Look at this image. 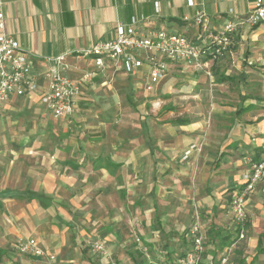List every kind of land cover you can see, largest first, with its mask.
Segmentation results:
<instances>
[{
    "label": "crops",
    "instance_id": "0c3cea01",
    "mask_svg": "<svg viewBox=\"0 0 264 264\" xmlns=\"http://www.w3.org/2000/svg\"><path fill=\"white\" fill-rule=\"evenodd\" d=\"M253 3L0 0L4 31L19 40L40 83L38 91L14 94L0 106V264L48 263L21 254L14 246L19 236L38 237L57 264H89L81 255L94 256L92 236L106 241L120 264L172 263L191 248L186 232L196 215L205 236L203 264H218L221 255L220 264H264L262 229L250 260L248 245L233 244L231 258L219 255L231 243L224 238L230 201L247 158L264 157V22L244 24L230 52L207 67L170 62L167 76L151 87L146 67L130 73L107 61L99 70L82 54L115 38L117 24L133 18L201 43L198 12L215 30ZM60 55L71 65L69 77L93 72L64 119L41 101L45 60ZM192 144L197 148L186 156ZM255 192L263 202L264 180ZM209 241L217 243L213 250Z\"/></svg>",
    "mask_w": 264,
    "mask_h": 264
},
{
    "label": "built area",
    "instance_id": "2783aa9c",
    "mask_svg": "<svg viewBox=\"0 0 264 264\" xmlns=\"http://www.w3.org/2000/svg\"><path fill=\"white\" fill-rule=\"evenodd\" d=\"M192 3V2H191ZM195 23L204 31V39L196 43L184 34L168 29H148L139 25L136 18L130 24L119 22L115 28V38L100 41L82 54L91 57L99 70H104L106 62L115 64L126 72H135L146 67L149 73L148 87L167 76L169 63H183L187 67H207L209 59L225 57L233 46L234 35L244 24L257 26L264 22V0H254L253 7L246 14L232 17L219 29L209 28V18L205 12H198ZM0 106L14 94L27 95L39 90V75L34 73L33 63L28 53L12 34L5 32V16L0 11ZM71 65L66 55L46 58L45 70L41 76L47 80L41 101L50 110L54 118H69L75 112L77 101L84 83L93 75L92 71L74 79L67 75ZM197 148L192 144L185 155L189 156ZM248 167L242 174V184L231 197L230 213L235 223L239 239L246 236L248 223L247 203L257 184L264 175V159H247ZM186 237L191 248L174 262L165 260L151 264H203L205 252L204 233L199 215L193 218L187 229ZM141 252L150 258V248L136 235L134 238ZM15 248L24 255L47 258V264H57V255L48 251L36 236H19ZM93 255L101 257L104 264H120L109 252L107 242L93 240L89 243ZM225 259H223L224 261Z\"/></svg>",
    "mask_w": 264,
    "mask_h": 264
},
{
    "label": "rangeland",
    "instance_id": "374dc122",
    "mask_svg": "<svg viewBox=\"0 0 264 264\" xmlns=\"http://www.w3.org/2000/svg\"><path fill=\"white\" fill-rule=\"evenodd\" d=\"M250 159L252 158L250 155L248 156ZM248 159V158H247ZM262 159H264V157H262ZM260 159V160H262ZM248 163V161H247ZM264 180V175L261 179V181L259 182V184L257 185L255 191H257L258 186L263 182ZM258 197L256 192L253 193L251 195L250 201H249V205H247V214H248V227H247V233L245 238L243 239H239V236L237 235V231L235 230V223L232 219L229 220V227L230 230L228 231L230 233L229 237V242H231L230 244H225L224 248L222 251L219 250V255L221 254H225L228 255V258L232 257V253H233V248L234 245L235 246H241V245H248V250H246V253H249L248 255V260H250L253 257V254L255 253L256 250V239H257V235L260 234V229L264 230V219H261L260 216H258L257 214H264V199L263 202H257L255 201V198ZM264 198V197H263ZM251 202V203H250ZM248 204V203H247ZM231 216V213H228ZM201 218V217H200ZM193 221V219L190 221V223L188 224L187 228L190 226L191 222ZM202 221V218H201ZM135 234H134V238H135ZM140 236V235H139ZM141 237V236H140ZM92 240H96L99 238V236H92ZM224 238H228L227 236H224ZM211 250H213V248L215 246H217V243L215 242H210L209 241ZM208 244V245H209ZM228 246V248L225 250V247ZM118 253H124L120 248L117 251ZM222 256V255H221ZM82 258H84V260H86L87 262H89V264H104L103 260L101 259V257H98L96 255L94 256H88L86 254L81 255ZM227 258V259H228ZM260 258L262 259V256H259V260ZM217 260V259H216ZM158 262V261H156ZM216 261H214L215 264ZM129 264V263H128ZM261 264V263H260Z\"/></svg>",
    "mask_w": 264,
    "mask_h": 264
},
{
    "label": "trees",
    "instance_id": "16d2710c",
    "mask_svg": "<svg viewBox=\"0 0 264 264\" xmlns=\"http://www.w3.org/2000/svg\"><path fill=\"white\" fill-rule=\"evenodd\" d=\"M237 235H238V233H237ZM228 238H230V237L228 236ZM203 255H204V254H203ZM221 261H222V256H221V258L218 260V264H220Z\"/></svg>",
    "mask_w": 264,
    "mask_h": 264
}]
</instances>
